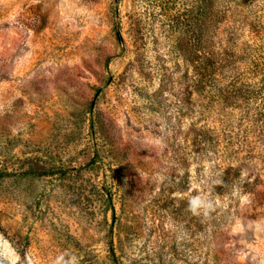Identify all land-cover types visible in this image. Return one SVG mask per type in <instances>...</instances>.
I'll return each instance as SVG.
<instances>
[{
  "label": "rangeland",
  "instance_id": "obj_1",
  "mask_svg": "<svg viewBox=\"0 0 264 264\" xmlns=\"http://www.w3.org/2000/svg\"><path fill=\"white\" fill-rule=\"evenodd\" d=\"M213 10L210 44L239 52L244 78L216 79L230 105L214 96L206 122L236 137L264 105V69L242 68L264 49V0ZM201 31L200 0H0V264H264L261 171L217 193L215 155L179 132L198 105L169 95L180 85L154 95ZM230 149L225 167L244 160Z\"/></svg>",
  "mask_w": 264,
  "mask_h": 264
},
{
  "label": "trees",
  "instance_id": "obj_2",
  "mask_svg": "<svg viewBox=\"0 0 264 264\" xmlns=\"http://www.w3.org/2000/svg\"><path fill=\"white\" fill-rule=\"evenodd\" d=\"M212 2L213 0H200L202 31L199 39V47L197 49H194V47L187 48L184 50V53H182V48L179 47V42H177L176 48L181 52L182 65H179L173 70L169 68L162 69L159 74L158 89L154 95L156 98H163L165 87L170 85H178L179 87L180 85V93L170 91L169 95L177 98L182 108L185 106L187 111H190L192 106L198 105V113L201 116L189 123L185 131L179 132L183 133L181 136H183L185 147L190 149L199 160L201 156L210 152L215 155L214 160L217 162L214 164V167L216 168V172L218 169L216 180V184H218L216 185L217 193L230 194L231 190H233L230 188V185H232L231 181H238L239 186H243L244 190H249V185L252 186L254 182L262 180L253 175L251 171H249V175L243 173L238 180L235 179L236 175H239L238 171L245 168L247 165H249V169L261 171L264 178V105L261 111L251 117L245 134L236 135V137L228 133L220 134L219 127L215 125L211 126L206 122L207 112L213 109L214 96L216 100L218 98V104L222 101L225 106L229 107L230 102H227V100H229V85L237 86L238 83L241 85V81L244 78L240 76L241 65H238L239 62L237 58L239 56L236 55L239 52L228 54L224 51L223 57H218L214 45L212 46L210 44V29L216 27V25L220 26L223 20L222 17L220 18V12L216 10H213L211 18L208 16L210 15V5ZM221 48L222 50L226 49L227 45H223ZM222 50L220 49V51ZM263 51L264 49L258 54L257 58L253 61L250 60L248 65L242 67L245 68L243 74H249L251 78L257 75L255 78H258L260 70L264 69ZM216 79L224 81L229 80V85H226L225 88H220V93H218V95L214 92L220 87ZM253 82L254 83L249 84L250 88L252 87L253 94L261 93L263 91L261 79L259 78V81L253 80ZM195 92H197L201 99H195ZM231 106L232 108L227 112L228 114L233 112L232 109L235 108V105ZM177 136L178 135L173 134L170 138L176 139ZM170 142L175 143L174 141ZM235 144H241L242 149L245 150L243 153L244 160L237 162L239 158L237 157L235 161H231L233 164L225 167L223 165V162H225V153L221 150L224 149V151H227L226 153L230 156L229 158H231L234 153L238 154L239 151L236 149H232L231 151V149L227 150V148ZM183 160H188V157H184ZM241 181L244 182L243 185ZM212 190L213 189L210 191ZM112 255L115 259L114 248H112ZM115 263L119 264L116 260Z\"/></svg>",
  "mask_w": 264,
  "mask_h": 264
}]
</instances>
